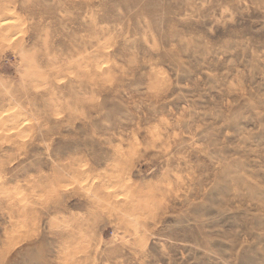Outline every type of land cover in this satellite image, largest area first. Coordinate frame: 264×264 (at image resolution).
Returning a JSON list of instances; mask_svg holds the SVG:
<instances>
[{
	"label": "rangeland",
	"instance_id": "rangeland-1",
	"mask_svg": "<svg viewBox=\"0 0 264 264\" xmlns=\"http://www.w3.org/2000/svg\"><path fill=\"white\" fill-rule=\"evenodd\" d=\"M0 264H264V0H0Z\"/></svg>",
	"mask_w": 264,
	"mask_h": 264
},
{
	"label": "bare ground",
	"instance_id": "bare-ground-1",
	"mask_svg": "<svg viewBox=\"0 0 264 264\" xmlns=\"http://www.w3.org/2000/svg\"><path fill=\"white\" fill-rule=\"evenodd\" d=\"M5 24V23H4Z\"/></svg>",
	"mask_w": 264,
	"mask_h": 264
}]
</instances>
